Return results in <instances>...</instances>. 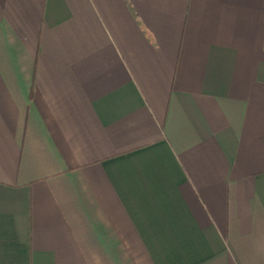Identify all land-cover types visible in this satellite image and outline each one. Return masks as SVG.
<instances>
[{
    "label": "crops",
    "instance_id": "0c3cea01",
    "mask_svg": "<svg viewBox=\"0 0 264 264\" xmlns=\"http://www.w3.org/2000/svg\"><path fill=\"white\" fill-rule=\"evenodd\" d=\"M0 264H264V0H0Z\"/></svg>",
    "mask_w": 264,
    "mask_h": 264
}]
</instances>
